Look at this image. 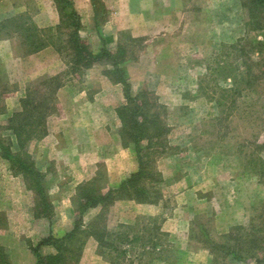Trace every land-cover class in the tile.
Returning <instances> with one entry per match:
<instances>
[{
  "label": "rangeland",
  "instance_id": "rangeland-1",
  "mask_svg": "<svg viewBox=\"0 0 264 264\" xmlns=\"http://www.w3.org/2000/svg\"><path fill=\"white\" fill-rule=\"evenodd\" d=\"M95 1L97 18L94 0H72L81 38L99 52L114 50L123 33L132 49L124 64L132 94L150 92L164 105L168 127L158 143H143L144 158L160 172L151 189L157 201L118 200L106 211V223L111 230L136 221L142 227L154 217L164 257L152 264H211L210 246L246 237L251 225L264 219V84L244 91L236 103L213 99L219 88L231 86L223 77L233 64L244 61L226 45L238 41L249 47L264 40V32L248 30L242 0ZM68 20L58 28L55 0H0V135L11 139L13 151L19 146L9 127L22 99L51 103L46 116H37L43 133L25 146L46 174L51 220L35 217L34 192L0 156V245L21 264L35 255L32 247L45 237L48 223L56 236L73 225L77 182L98 173L108 187H117L139 166L134 148L122 144L116 108L126 99L123 85L105 75L111 62L66 72L72 53ZM42 40L54 44L34 52L33 43ZM99 210H89L85 222ZM40 251L45 255L54 248L43 245ZM111 260L96 242L86 243L80 263Z\"/></svg>",
  "mask_w": 264,
  "mask_h": 264
},
{
  "label": "trees",
  "instance_id": "trees-1",
  "mask_svg": "<svg viewBox=\"0 0 264 264\" xmlns=\"http://www.w3.org/2000/svg\"><path fill=\"white\" fill-rule=\"evenodd\" d=\"M55 3L61 19L58 28L61 29L64 20L69 19L67 27L71 30L67 43L72 53L71 59L66 62V72H79L99 61L108 60L112 67L105 71V75L113 82L123 85L126 102L116 108L122 123L121 140L123 146L134 148L139 166L117 187H108L100 180L98 173L92 179L78 184L72 200L75 207L72 228L61 236L51 232L33 246L35 264H81L82 252L89 238L96 240L101 255L111 256L113 264H135V261L152 264L155 258L164 257L163 251L158 250L163 244L160 239V225L156 224L157 219L149 217L142 227L136 221L111 230L106 223V211L116 201L122 199H135L140 203L157 201L151 189L158 181L160 172L144 158L142 152L144 142H148L151 146L164 137L168 127L163 121L161 108L165 107L148 91L142 90L135 95L132 94V85L124 65L132 49L128 42L123 41V33H120L118 45L114 50L102 48L99 52H93L79 34L82 26L81 18L72 0H55ZM93 4L97 18L95 0ZM242 6L247 11L248 30L264 32V0H242ZM53 44V41H35L32 45L33 51H39ZM226 46L237 51V57L244 61L242 64L230 65L232 70L223 77L225 80L231 79L232 84L230 87L219 88L220 91L216 93L219 94L218 97H213L219 105L227 99L236 103L237 96H241L244 91H254L257 84H264V40H257L249 47L238 41ZM255 54L257 59H253ZM59 77H53L51 81L55 83ZM58 84L56 87L61 86L62 83ZM36 98L33 96L23 98L21 110L16 111L11 117L9 129L16 136L19 150L13 151L11 139L0 135V156L10 163L11 170L22 176L27 188L34 192L35 217L51 220L54 217V204L48 191L46 174L37 168L34 159L25 148L30 139L43 133L44 129L41 121L37 122V116L39 115L41 119L50 110L51 103L45 100L41 103L42 101H36ZM37 108L41 112L36 115ZM94 208H99V212L85 222L86 214ZM251 226L246 237H232L233 243L228 240L210 246L213 256L211 264H229V260L232 259L242 261L250 258L258 263L264 262V219L262 223ZM43 245L52 246L54 251L43 255L40 251ZM241 245L247 247L241 248ZM0 264H11L9 255L2 245H0Z\"/></svg>",
  "mask_w": 264,
  "mask_h": 264
},
{
  "label": "crops",
  "instance_id": "crops-1",
  "mask_svg": "<svg viewBox=\"0 0 264 264\" xmlns=\"http://www.w3.org/2000/svg\"><path fill=\"white\" fill-rule=\"evenodd\" d=\"M37 54H38V53H37ZM95 170H96V169H95ZM132 171H136L134 167H133ZM92 174H95V171L92 172ZM122 178H123V177H122ZM79 182H80V181H79ZM79 182H77V183L75 184L74 187H76L77 184H78ZM117 185H118V184H117ZM117 185H112V186H117ZM117 202H118V201H117ZM72 215H73V214H72ZM47 226H48V230H47V231H44V232L42 233L41 237H43V236H47L48 234H50V232H56V230H54L52 226H49V223H48ZM72 226H73V225H72ZM72 226L70 225V226H69L68 228H66L65 230H70V229L72 228ZM50 230H52V231H50ZM65 230H64V231H65ZM1 236H3V235H2V231H0V242L2 241V240H1ZM87 243H96V240H95L94 238H89L88 241H87ZM0 244H1V243H0ZM12 253H13V252H12ZM13 254H14V253H13ZM10 261H11V264H21V262H20V261L18 262V259H16L15 256H12V255H11ZM31 261H32V263H31ZM35 262H36V256H35V255L30 256L29 264H35Z\"/></svg>",
  "mask_w": 264,
  "mask_h": 264
}]
</instances>
